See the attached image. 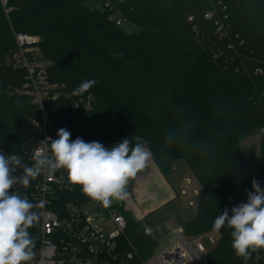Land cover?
Wrapping results in <instances>:
<instances>
[{
  "label": "trees",
  "instance_id": "16d2710c",
  "mask_svg": "<svg viewBox=\"0 0 264 264\" xmlns=\"http://www.w3.org/2000/svg\"><path fill=\"white\" fill-rule=\"evenodd\" d=\"M111 1L139 33L110 20L105 0L0 1V147L22 154L40 138L39 111L20 93L26 72L9 62L18 34L38 36L49 82L73 100L92 96L78 137L111 147L139 135L167 180L183 160L206 193L184 234L210 233L225 208L231 214L246 202L254 178L264 188V150L256 156L241 145L264 126V74L253 71L264 70V0ZM223 20L230 27L217 40ZM89 79L97 83L73 96ZM230 232H218L208 264H245ZM127 235L142 259L158 248L141 221L129 218ZM259 255L248 264H264V250Z\"/></svg>",
  "mask_w": 264,
  "mask_h": 264
},
{
  "label": "built area",
  "instance_id": "2783aa9c",
  "mask_svg": "<svg viewBox=\"0 0 264 264\" xmlns=\"http://www.w3.org/2000/svg\"><path fill=\"white\" fill-rule=\"evenodd\" d=\"M0 1L3 5L8 3V0ZM104 7L117 26L127 23L111 0H105ZM39 42L38 36L18 34L17 50L9 59L14 68L25 70L27 81L20 93L30 96L39 111L40 138L24 153L16 154L29 166L33 156L46 147L41 141L48 137L56 139L60 128L68 129L71 139L78 137L92 102L90 95L73 100L64 85L49 82L48 62L39 51ZM253 71L255 75L264 74L261 66ZM59 104L63 105L62 114H52L53 107ZM68 108L72 112L65 116ZM255 134L260 136L264 150V126ZM0 150L13 154L1 147ZM12 190L38 205L33 211L39 220L29 229L36 244L32 264H199L207 260L209 252L203 241L207 240L212 247L217 244L211 235L187 237L182 229L171 230L169 243L161 250L157 248L148 259H142L137 245L127 235L129 217L120 210V205L114 201L105 208L87 198L79 186L68 182L63 170L54 174L42 172L28 187L18 184ZM145 234L152 236L153 230L145 227Z\"/></svg>",
  "mask_w": 264,
  "mask_h": 264
},
{
  "label": "clouds",
  "instance_id": "9594fccd",
  "mask_svg": "<svg viewBox=\"0 0 264 264\" xmlns=\"http://www.w3.org/2000/svg\"><path fill=\"white\" fill-rule=\"evenodd\" d=\"M118 58L123 53L115 54ZM97 83L94 79L82 81L73 96H81ZM57 138L41 141L45 149L33 156L31 166L16 154L0 150V264H32L36 255L35 240L29 232L39 220L33 211L38 205L12 189L16 185L28 187L42 172L54 174L63 170L68 182L79 186L82 194L108 208L114 201L128 198V185L144 171L153 157L149 141L139 135L105 147L98 141L71 139L66 128L57 131ZM18 170H22L19 176ZM247 191L246 202L239 203L217 215L212 231L231 230V247L245 264L264 250V188L255 178Z\"/></svg>",
  "mask_w": 264,
  "mask_h": 264
},
{
  "label": "crops",
  "instance_id": "0c3cea01",
  "mask_svg": "<svg viewBox=\"0 0 264 264\" xmlns=\"http://www.w3.org/2000/svg\"><path fill=\"white\" fill-rule=\"evenodd\" d=\"M188 173L185 164L176 163L171 179L167 180L150 160L146 169L129 182L128 192L131 193L128 198L116 202L131 220L141 221L145 227L151 228L153 235L156 229L146 225V222L152 223L151 217H159L156 220L159 223L155 227H158V237L162 238L161 244L165 243L166 246L172 235L171 230H183L186 222L197 216L196 203L206 197L205 194L197 201L200 197L199 183L195 184ZM162 211L164 212L161 213ZM199 264L208 262L205 260Z\"/></svg>",
  "mask_w": 264,
  "mask_h": 264
},
{
  "label": "rangeland",
  "instance_id": "374dc122",
  "mask_svg": "<svg viewBox=\"0 0 264 264\" xmlns=\"http://www.w3.org/2000/svg\"><path fill=\"white\" fill-rule=\"evenodd\" d=\"M229 27H230V24H228V22L226 20H223L221 22L220 26L218 27V29H216V33H215L216 34L215 37H217L216 39L217 40H222L225 36H227L226 34H227V31L229 30L228 29ZM123 28L126 31H128L129 33H139L140 32V28L138 26L132 25V24H130L128 22L124 24ZM233 46L231 45L230 47H233ZM230 47H229V49H230ZM234 47H236V46H234ZM39 51H40V53H42L41 49H39ZM260 139L261 138H260V136L258 134H254L253 136L245 138L244 140H242L241 145L244 148L252 149L255 152L256 156H260L262 154V151H263ZM151 160L153 161V158ZM180 162L185 164V166L188 168V172H189L188 175L190 176V178H192V180L194 181L195 184H198V181L196 180L195 176L192 174V172H191L190 168L188 167V165L183 160H179L176 163H180ZM153 163H154V161H153ZM173 180H175V178H173ZM198 189H199V192H200V197H198L197 201H200L201 197L205 196L206 193L201 188L200 185H198ZM128 191H129V188H128ZM129 193H131V192H129ZM181 198L183 199V196H181ZM197 203H196V206H198ZM163 212L164 211H162L161 213H163ZM157 218H159V217H156V216L153 217V218L151 217L150 219H152V221L154 223L153 222L152 223L146 222V225L152 227L153 229H156L155 230V234L153 236H154L155 241L158 242V249L161 250V249H163L165 247V243L161 244L162 238H159L158 234H157L158 233L157 232L158 227L157 228L155 227V225H157L159 223V222H156V220L158 221ZM207 235L213 236L216 240H218V237H219V233L214 232V231H212L210 233H207ZM203 244L205 245L206 249H208V250H210V248L212 247L207 240H204Z\"/></svg>",
  "mask_w": 264,
  "mask_h": 264
},
{
  "label": "water",
  "instance_id": "95a60500",
  "mask_svg": "<svg viewBox=\"0 0 264 264\" xmlns=\"http://www.w3.org/2000/svg\"><path fill=\"white\" fill-rule=\"evenodd\" d=\"M71 112H72L71 108H68V109L65 111L64 115H65V116H68V115L71 114Z\"/></svg>",
  "mask_w": 264,
  "mask_h": 264
}]
</instances>
